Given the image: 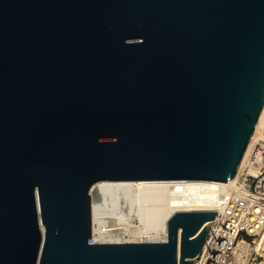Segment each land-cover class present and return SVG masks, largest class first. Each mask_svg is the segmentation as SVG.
<instances>
[{
  "label": "water",
  "instance_id": "95a60500",
  "mask_svg": "<svg viewBox=\"0 0 264 264\" xmlns=\"http://www.w3.org/2000/svg\"><path fill=\"white\" fill-rule=\"evenodd\" d=\"M263 103L264 0H0V264H193L216 212L93 243L91 185L226 181Z\"/></svg>",
  "mask_w": 264,
  "mask_h": 264
},
{
  "label": "bare ground",
  "instance_id": "6f19581e",
  "mask_svg": "<svg viewBox=\"0 0 264 264\" xmlns=\"http://www.w3.org/2000/svg\"><path fill=\"white\" fill-rule=\"evenodd\" d=\"M264 103L238 168L226 181L204 179L99 180L90 188V242L164 241L176 211H214L243 170L256 177L264 163ZM212 220L204 222L211 224ZM42 228V226H41ZM264 240V237H263ZM264 248V243L259 246ZM264 257V251H262ZM253 264H264L263 258Z\"/></svg>",
  "mask_w": 264,
  "mask_h": 264
},
{
  "label": "built area",
  "instance_id": "2783aa9c",
  "mask_svg": "<svg viewBox=\"0 0 264 264\" xmlns=\"http://www.w3.org/2000/svg\"><path fill=\"white\" fill-rule=\"evenodd\" d=\"M215 212L193 264L264 261V248L257 247L264 243V163L258 176L243 170L234 185H227Z\"/></svg>",
  "mask_w": 264,
  "mask_h": 264
},
{
  "label": "rangeland",
  "instance_id": "374dc122",
  "mask_svg": "<svg viewBox=\"0 0 264 264\" xmlns=\"http://www.w3.org/2000/svg\"><path fill=\"white\" fill-rule=\"evenodd\" d=\"M263 133H264V130H263Z\"/></svg>",
  "mask_w": 264,
  "mask_h": 264
}]
</instances>
